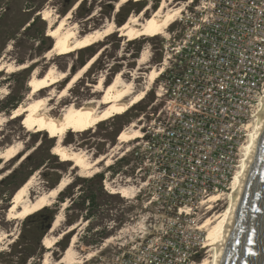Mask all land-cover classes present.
I'll use <instances>...</instances> for the list:
<instances>
[{
  "label": "rangeland",
  "instance_id": "374dc122",
  "mask_svg": "<svg viewBox=\"0 0 264 264\" xmlns=\"http://www.w3.org/2000/svg\"><path fill=\"white\" fill-rule=\"evenodd\" d=\"M121 1L0 0V63L29 65L14 72L0 70V147L14 141H22L24 145L21 153L8 163L4 164V160L0 158V165H4L0 169V264H45L47 261L49 264H68L60 260L71 245L79 257V262L74 264H123V254L132 250L137 242L141 241L145 233L144 226L154 221V217L150 215L157 209L151 205L146 206L150 194H145V191L134 198L130 196L133 195V190L129 196H125V193L123 195L112 192V189L133 186L132 189L137 191L139 181L136 179V160L129 148L141 138L125 141L120 135L122 130L132 128L133 123L140 126L143 131L144 125L158 113L163 104L157 99L158 79L151 84L145 98L129 110L89 129L75 128L65 134L63 144L76 151H86L91 159L112 153V164L106 165V161L101 162L98 165L100 171L92 176L89 172L74 167L73 161L65 160L62 155L53 152V147L58 142L56 134L42 128L43 124L35 129H29L26 121L28 115H19L18 106L11 111L4 107L7 101L14 97H20V103L27 102L31 90L29 81L35 69L45 71L53 64L60 71L68 72V77L63 83L42 91L43 95L51 91L57 94L66 87L67 81L98 53L99 56L90 68L82 73V78L69 90L68 98L62 103L58 102V97L52 101L58 110L67 107L72 101L82 103L98 98L95 97L94 91L99 79L102 77L107 80L103 87L105 88L119 72L124 73L126 82L133 83L135 91L146 88L152 67L163 62L164 44L168 42L171 34L175 40L179 39L184 24L177 19L168 27L165 34H144L135 37L124 35L117 29L131 17L146 21L161 7L163 1L167 3L165 6L167 11L183 5V0H127L124 3ZM46 10L51 11L50 19L44 18ZM68 12L72 15L70 23L76 24L84 33L105 28L111 23H115L116 30L90 47L73 51L71 54H57L49 59L47 52L55 43V39L48 35L50 22ZM144 53L149 60L142 64L141 58ZM41 161V166L35 169L34 166ZM18 170H22L19 180L29 171L32 173L26 180L35 175L29 191L31 200L52 187L56 188L63 178L69 181L48 205L55 211L54 220L49 228L44 225L38 227L36 219L27 221V217L8 218L13 194L16 191L14 190L11 196L15 183L8 182L6 178ZM101 174L102 189H98L90 179ZM129 176H132V180L127 179ZM105 179L109 190L105 187ZM94 190L99 193L98 205L91 208L87 199ZM219 200L213 205V209L210 206L202 221L210 215L223 213L228 209L230 195ZM63 202H68L67 206H64ZM61 213L63 219L52 231L54 222ZM76 224L75 228L69 230ZM61 234V238H57L52 246L45 245L46 237L54 239ZM213 239L214 236H210V248H205L202 254V257L209 260L212 259L210 254L214 251L210 243ZM91 252L94 254L89 256ZM25 257L27 262L24 263Z\"/></svg>",
  "mask_w": 264,
  "mask_h": 264
},
{
  "label": "built area",
  "instance_id": "2783aa9c",
  "mask_svg": "<svg viewBox=\"0 0 264 264\" xmlns=\"http://www.w3.org/2000/svg\"><path fill=\"white\" fill-rule=\"evenodd\" d=\"M183 7L184 28L164 44L156 78L163 104L129 148L139 181L132 197L146 191V206L157 211L123 264L204 263L202 218L220 201L212 197L232 192L262 108L264 0H183Z\"/></svg>",
  "mask_w": 264,
  "mask_h": 264
},
{
  "label": "bare ground",
  "instance_id": "6f19581e",
  "mask_svg": "<svg viewBox=\"0 0 264 264\" xmlns=\"http://www.w3.org/2000/svg\"><path fill=\"white\" fill-rule=\"evenodd\" d=\"M125 1L127 0H122L121 3H124ZM166 4V1H163L161 7L156 9L146 21H141L138 17H131L127 22L119 26L117 30L122 31V34L124 35H129L132 37L144 34H165L168 27L181 16V13L184 10L183 5H180L166 11ZM50 16L51 11L46 10L44 12V18L48 19ZM71 16V12H68L66 15L60 18H55V21L51 20L48 35L55 39V43L53 47L47 52L49 59H52L53 56L57 54H71L73 51L90 47L116 30L115 23H111L105 28H97L98 30L84 33L83 30L79 29L76 24L70 23ZM97 56H99V53L90 58L84 64L82 69L77 71L72 79L67 81L68 83L66 87H64V89H62V91L57 94L54 91H51L43 95L42 91L48 87L51 88L56 84L59 85L63 83L68 77V72L60 71L57 66L53 64L48 66L45 71L39 68L35 69L32 78L29 81L31 90L30 94L27 96V102L25 104L20 103L17 107V113L19 115H28L26 121L29 129H35L40 124H43L42 128L48 129L53 134L57 135L58 142L53 147L54 153L62 155L65 160L73 161L74 167H79L82 170L89 172L90 176L100 171L98 165L101 162L106 161V165L112 164V153L91 159L86 151H76L69 147V145L67 146L63 144L62 140L65 134L71 129L75 128L89 129L116 114H120L129 110L133 105L145 98V95L147 91H149L151 84L155 82L156 78L162 73L164 69L162 63L152 67V70L149 73L148 86L140 91H135L133 83L126 82L124 80V73H117V77L114 78L113 81L109 83V85L107 84V87L105 88L103 87L107 80L101 77L97 82V88L94 91L95 97L98 98H94L82 103L79 101H72L69 104L66 103L67 107L65 106V108L58 110L52 101L55 99V97H58L59 103L64 102V100L68 98L69 90L77 81L82 78V73L86 72L90 68ZM148 60L149 58L147 57L146 53H144L141 58L142 64ZM27 67H29L27 63L19 65L13 63H0V70L6 69L10 72L25 69ZM5 93L7 94V91H5ZM131 126L132 128H126L122 130L120 135L122 140L127 141L137 139L142 136L140 126H137L136 123H133ZM23 146L24 145L22 141H14L5 147H0V158L4 160V164L8 163L10 160L14 159L18 154H20L23 150ZM3 167V164L0 165V169ZM34 177L35 175L31 176L14 193L8 212V218H25L39 211L43 207L50 205L54 198H56L69 183L67 179L63 178L61 182H58L59 185L57 184L58 186L56 188H52L31 200L29 191L31 189V184L34 181ZM236 184L237 177L235 179L233 190L235 189ZM132 190L134 195L136 192L134 189L129 186L122 187L123 193L126 194L125 196H129L132 193ZM112 192L116 191L113 189ZM231 193H229L230 197ZM133 195L131 194L130 196ZM221 198L223 197L217 195L212 197V200L214 201ZM67 204L68 202H63L64 206H67ZM213 208V205H211V209ZM228 210L229 207L225 212L210 215L204 220V227L209 230H207L209 237V240L207 241V247L210 246V236H214V239L210 242L213 245L212 249L214 251L210 254L212 259L209 260L205 258L203 264H214V246L222 236ZM62 219L61 213L55 220L52 231L56 229V226L60 224L59 221ZM76 226L77 224L71 226L69 230H72ZM62 234L60 236H55L56 238L54 239H51V237H46L44 239L45 245L48 247L52 246L58 240L57 238H61ZM73 241H75L74 238ZM93 254L94 252H91L89 253V256H92ZM60 262L68 264L79 262V257L72 248V245L66 250V253ZM45 264H49L48 261L45 262Z\"/></svg>",
  "mask_w": 264,
  "mask_h": 264
},
{
  "label": "water",
  "instance_id": "95a60500",
  "mask_svg": "<svg viewBox=\"0 0 264 264\" xmlns=\"http://www.w3.org/2000/svg\"><path fill=\"white\" fill-rule=\"evenodd\" d=\"M214 248V264H264V98Z\"/></svg>",
  "mask_w": 264,
  "mask_h": 264
},
{
  "label": "trees",
  "instance_id": "16d2710c",
  "mask_svg": "<svg viewBox=\"0 0 264 264\" xmlns=\"http://www.w3.org/2000/svg\"><path fill=\"white\" fill-rule=\"evenodd\" d=\"M124 22V21H123ZM44 29L41 30V34H43ZM20 103V97H14L13 99L7 101V103L5 104V109H7L8 111L14 110ZM49 149L50 146L47 148V153L49 154ZM42 164V161L39 162L38 164H36L34 167L35 169H38ZM33 167V169H34ZM32 169V170H33ZM22 170H18V171H13L12 174L7 176V181L10 182L12 181L13 183H15V186L13 191L11 192V196L12 193H14V190L17 191V189L20 188V186L26 182L28 176L32 173V171H29L27 173H24V175L22 176V179L19 180V174ZM102 178H103V174L101 175H95L93 176L90 180L93 181V183H95V185L98 186V189H102L101 187V182H102ZM99 182V183H97ZM53 188V187H52ZM14 195V194H13ZM64 197H61V199H63ZM98 198H99V193L97 192V190H94V192H92L89 196L87 201L91 204V208L98 205ZM64 201V200H63ZM124 216V215H122ZM55 217V211L53 208H51L50 206H45L42 209H40L39 211L29 215L27 217V221H29V219H36L38 220V227L39 226H43L46 228H49L52 225V221L54 220ZM122 218V217H121ZM30 257V254H29ZM23 262H27V257L24 258Z\"/></svg>",
  "mask_w": 264,
  "mask_h": 264
}]
</instances>
